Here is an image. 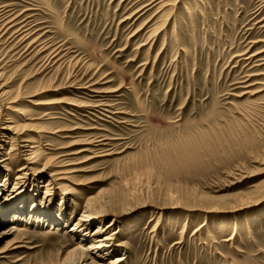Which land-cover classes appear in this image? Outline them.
Instances as JSON below:
<instances>
[{
  "label": "rangeland",
  "instance_id": "rangeland-1",
  "mask_svg": "<svg viewBox=\"0 0 264 264\" xmlns=\"http://www.w3.org/2000/svg\"><path fill=\"white\" fill-rule=\"evenodd\" d=\"M152 1H0L63 57L45 68L51 50L38 54L40 42L25 53L13 31L0 39V85L21 113L1 110L18 128L0 131V185L7 174L29 195L48 190L49 210L63 217L57 226L7 223L25 228L0 237V264H62L80 243L70 229L87 203L119 232L106 262L126 254L120 264H264L262 0L142 10ZM22 136L39 142L36 164ZM60 161L74 172L69 181L50 176ZM15 237L19 248H7Z\"/></svg>",
  "mask_w": 264,
  "mask_h": 264
},
{
  "label": "bare ground",
  "instance_id": "bare-ground-1",
  "mask_svg": "<svg viewBox=\"0 0 264 264\" xmlns=\"http://www.w3.org/2000/svg\"><path fill=\"white\" fill-rule=\"evenodd\" d=\"M0 1H2V0H0ZM157 1L158 0L152 1L150 4L142 7V10L146 9L147 7L152 6L154 3L156 4L155 6H158V9H161L162 7L172 6V4H173V2L169 3V0L168 1L167 0H161L160 2L156 3ZM259 4H261V8L263 10L264 9V0H262ZM7 8H8L7 5L2 6V2H0V39L4 38V36L6 34H8L10 31H13L9 37V40H11V43L16 42L15 45L17 48H20L23 44L28 42V44L25 47V49H26L25 53H26L29 50H31V48L34 45H36V44H38V42H40V39H39L40 37L39 38H37V37L33 38L35 35V32L37 31V30L36 31L34 30L33 25L31 26V23H29L27 20L20 22L19 18H18L19 16H13V15L10 16L9 15L10 10L8 9L9 11H7ZM262 10H261V12H262ZM12 14H14V13L12 12ZM15 45L13 47H15ZM13 47H11V49ZM16 47L13 48L11 51L16 50L17 49ZM39 47H40V49H39V51H37L38 54H44L45 52L50 51L52 49V46L51 45L49 46L48 43L46 44V43L40 42L38 45V48ZM59 50L60 49H55V50L53 49V51L51 50L50 53L48 52L49 54L47 55V57L45 59L46 60L45 61V65H46L45 68H48L50 65L55 66L60 61H62L63 57L61 55V51H59ZM262 53H264V50L262 52H260L259 54L261 55ZM4 61H5V56L0 54V72L3 70V67L5 65ZM259 66H260V64H259ZM59 67L60 66H58V68ZM0 76H1V74H0ZM260 85H262V84H260ZM91 86H93V85L91 84ZM3 89H4V87L2 85H0V131H3V134H8L7 132L10 131V132H13L12 134L17 135L16 131H17L18 126L16 125V123L11 118H7L6 120H1V116H2L1 110L2 109L9 111L8 113H16L18 115L21 114L19 112V110L14 106L15 103L17 102V100L9 99V98L6 99V92L3 91ZM78 89H83V88L78 87ZM259 89H261V88H259ZM93 92L99 93V91L98 92L94 91V89H93L92 93ZM252 95H255V94H252ZM43 104H47V103L41 102L39 100H37L35 102L36 106L43 105ZM5 105H8V106H6V108H4ZM94 106H93V108H94ZM96 106H98V105H96ZM50 115H51V113L45 114V117L50 116ZM7 116H9V115H7ZM9 117H11V116H9ZM18 139H19L18 142L20 141L19 143L22 144V146L25 149H27L26 152L28 154H25V159H26V161H28V164H30V165L36 164L37 161L39 160V157H40V155L38 154L39 142L36 140L29 139V138H24V136H22L21 138H18ZM39 139H42V138L39 137ZM74 145H78V144L74 143L70 147H72ZM84 145L85 146H91L92 144L91 143H88V144L85 143ZM12 146L13 147L9 148V151L5 153L6 156L10 155L11 152L16 151V150H14V145H12ZM91 148H92V146H91ZM91 148L90 149H88V148L82 149L81 151L77 152L76 154L85 153V152L92 153L93 151L91 152ZM76 154H73V155H76ZM62 163L63 162L60 161L59 163L55 164L53 166V169H55V168H60V169H57L55 172H53L50 175L51 177H56V179H57L56 181H58V182L69 181L68 180L69 178L67 176L69 174L74 173V172H67L64 164L61 166H57L58 164H62ZM3 166H4V169L6 170V172H8L9 171L8 165L4 164ZM27 169H28V167L23 166L22 169H20L18 171V173L21 171H26ZM45 169H48V168H45ZM24 174L25 173H23V175ZM16 180H17V178L14 181H16ZM27 191H28L27 189H21L19 186H16L15 183L11 186L10 185V179H9L8 175L6 174L4 176L2 184L0 185V226L6 225V228H3L2 230L0 229V237L6 238V237H11V236H19V235L23 234L22 232H24L25 227L20 228V227L16 226L15 224H9L8 225L7 223H9L10 221H23V220L28 221V220H31V218H32V219L37 220L39 222L49 223L50 225L56 224L55 226H57L61 222V220H63L62 219L63 217H61V216L58 217L57 214H54L51 212V210H49V207L51 205V199L49 200L48 197L51 195L48 193L49 192L48 190L44 189V191L42 192V197L41 196L37 197V194L39 192V190L37 188L34 190L33 195L30 194L31 196L29 195V193ZM19 199H21V201L18 202ZM64 200L65 199L62 198L61 203H63ZM33 203L38 205V206H36V208H37L36 211H38L37 213L33 212V211L29 212V210L27 208L28 205H31ZM41 206L45 207V209L43 210ZM105 215H107V212H105L103 210L98 211V209L96 211L93 209V206L91 207L90 204L87 203L85 211L83 212V215H81L80 218L77 221H75L73 227L70 229L71 230L70 234L72 233V235L74 237L78 238L80 243H84L87 241H89V243L84 248L81 247L80 243H79L78 246L74 247V249H72L71 251H69L66 254L65 258L62 260V264H120V263L126 261V254H123L121 256H116V258H114L112 260V262H106L108 257L112 256L114 253L117 252L115 245H114L115 244L114 243V241H115L114 237L116 235H118L119 232H117V230H113L111 232V229L115 226L114 220H110L107 225L103 226L104 219L107 217ZM91 225H96L95 230L91 233L92 239L85 237V234H86L85 231ZM183 229H185V227ZM109 232H110V234H108ZM103 233H104V235H102ZM16 239H18V238L15 237L14 240L10 241L7 244V248H12L13 250L18 249L19 248L18 245L21 242L17 241Z\"/></svg>",
  "mask_w": 264,
  "mask_h": 264
}]
</instances>
